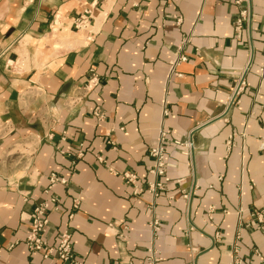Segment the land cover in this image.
Returning <instances> with one entry per match:
<instances>
[{"label":"crops","instance_id":"0c3cea01","mask_svg":"<svg viewBox=\"0 0 264 264\" xmlns=\"http://www.w3.org/2000/svg\"><path fill=\"white\" fill-rule=\"evenodd\" d=\"M236 1L0 0V264H67L24 242L50 173L66 182L50 189L46 237L69 231L75 261L143 264L154 244L159 264H229L237 210L264 209V0L239 35ZM161 126L166 181L149 172ZM189 137L186 155L173 141ZM238 244L243 264H264L254 225Z\"/></svg>","mask_w":264,"mask_h":264},{"label":"built area","instance_id":"2783aa9c","mask_svg":"<svg viewBox=\"0 0 264 264\" xmlns=\"http://www.w3.org/2000/svg\"><path fill=\"white\" fill-rule=\"evenodd\" d=\"M245 1L243 9L239 12V16L233 22L234 30L239 35L243 30L244 26H248L250 22V1L249 0H237L236 3L240 4ZM92 18V9H84L83 12L75 19L76 28L85 26ZM245 24V25H244ZM245 27V28H246ZM246 31V29H245ZM186 41V40H185ZM186 60V56L182 53H178L177 56L172 58L169 62L170 73L178 74L176 72L177 65ZM259 76L261 79H264V55L259 66ZM94 77L90 80L88 86H91L90 83H94ZM245 85L244 82V73H242L234 82L232 92L229 98L228 104H232L236 96L239 94L240 90ZM94 115L100 118L102 112L100 108L96 107L93 111ZM168 111L164 107L163 115H167ZM168 130L163 126L160 127L158 132V137L156 144L152 146L149 150V154L153 158V167L149 172L154 176H161L164 178V181L168 179L166 176L167 171V162L165 160V151L166 144L168 142L167 138ZM234 135L228 137L227 146L230 148L234 145ZM177 147H180L182 152L186 155L191 154L192 142L190 137L186 141H173ZM261 147H264V141L261 143ZM122 176L126 179L127 182L136 181V176L133 173L125 172ZM164 181H153L148 182L147 191L152 197H157L159 192L164 189ZM55 182L65 183L66 179L64 177H58L55 173H50L49 176V185L44 190V193L47 197L42 200L40 203L36 204L31 213V221L28 232L25 237V245L29 251L40 252L43 258H49L50 256L57 257L60 261L67 264H81L80 262L75 261L73 256L72 248V238L69 231L66 229L57 231L54 237V243L50 244L46 237V232L49 226L48 212L52 209L59 208V199L55 195L50 194V189ZM142 190V189H140ZM139 190V191H140ZM138 192V191H137ZM135 192V193H137ZM182 196L184 198H189L190 191H182ZM74 206L77 207V202L74 203ZM211 212L212 209H209ZM244 209L239 208L236 212V226L233 234L232 244L229 251V264H243V258L240 255L239 239L240 232L243 228L254 225V227L260 232L264 233V209H254L249 212V218L247 220L243 219ZM152 238L156 239L157 233L160 229V223L158 218L154 217L150 223ZM160 257L158 251L154 248V244L147 249V257L143 264H159Z\"/></svg>","mask_w":264,"mask_h":264}]
</instances>
